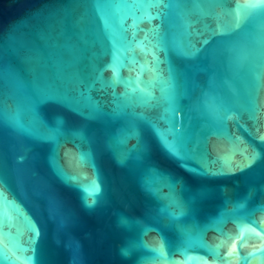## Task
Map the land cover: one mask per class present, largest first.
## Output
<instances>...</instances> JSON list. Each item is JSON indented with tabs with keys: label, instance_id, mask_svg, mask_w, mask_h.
Returning a JSON list of instances; mask_svg holds the SVG:
<instances>
[{
	"label": "water",
	"instance_id": "95a60500",
	"mask_svg": "<svg viewBox=\"0 0 264 264\" xmlns=\"http://www.w3.org/2000/svg\"><path fill=\"white\" fill-rule=\"evenodd\" d=\"M0 264H264V0H0Z\"/></svg>",
	"mask_w": 264,
	"mask_h": 264
}]
</instances>
